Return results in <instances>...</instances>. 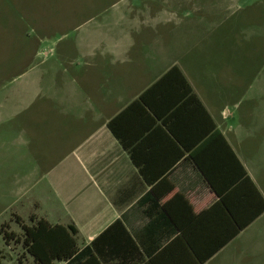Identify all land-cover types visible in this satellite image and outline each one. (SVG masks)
<instances>
[{"label": "crops", "instance_id": "0c3cea01", "mask_svg": "<svg viewBox=\"0 0 264 264\" xmlns=\"http://www.w3.org/2000/svg\"><path fill=\"white\" fill-rule=\"evenodd\" d=\"M155 2L0 0V122L27 113L0 226H74L46 264H264L262 14Z\"/></svg>", "mask_w": 264, "mask_h": 264}, {"label": "rangeland", "instance_id": "374dc122", "mask_svg": "<svg viewBox=\"0 0 264 264\" xmlns=\"http://www.w3.org/2000/svg\"><path fill=\"white\" fill-rule=\"evenodd\" d=\"M131 1L135 6L138 7H145L146 1L149 3L156 4V0H128ZM242 1V2H241ZM239 6H243L244 9H242L239 12H236L234 16H231L229 19V23L233 24L236 20L239 21L240 19H243L242 23H239L238 25H244L248 23L249 20L252 19L251 14L248 16L249 18H246V14L249 11H255V19L257 21V18L259 14H262L261 16V25H259V31L255 32V38H258L257 40L264 42V0H237ZM243 3V5H242ZM250 4L251 8H245L248 7ZM125 4H120L118 2V8H124ZM103 9V7H102ZM103 19V17H102ZM254 19V20H255ZM256 26V24H253ZM245 27V26H244ZM248 29V28H247ZM237 35L243 36L244 39L247 40V36L249 33L246 31L244 34L235 33ZM69 38H74L75 33L69 32ZM260 35V37L258 36ZM260 38V39H259ZM262 52H264L262 50ZM263 54V53H262ZM6 101L7 104V98L6 97H0V102ZM27 117V113L18 114V115H12V114H4L2 116L1 122H0V223L3 220H7L9 222V217L11 213V208L17 207L21 199L18 198V195L15 191L17 184H23L24 178L17 177V171L13 168V144L18 141L19 136H22L19 133V128L22 126L23 118ZM18 224H14L13 228L15 231L9 229L8 224H2L4 227L3 229L5 232H13V236L11 238H8L6 241L3 238V233L0 229V249L4 248L6 245L7 250H0V264H7V263H18V264H28L27 260V250L26 246L23 243L24 239V231L21 227V220H16ZM7 222V223H8ZM13 225V222H11ZM1 228V226H0ZM2 236V237H1Z\"/></svg>", "mask_w": 264, "mask_h": 264}, {"label": "trees", "instance_id": "16d2710c", "mask_svg": "<svg viewBox=\"0 0 264 264\" xmlns=\"http://www.w3.org/2000/svg\"><path fill=\"white\" fill-rule=\"evenodd\" d=\"M17 220L19 221V218ZM3 225L0 229L6 241L13 236V232H5ZM21 227L24 231L23 243L27 253H30L40 264L49 263L54 258L69 257L75 251V243L71 235L75 232V228L72 225L68 228L50 225L43 218H39L35 224L22 223Z\"/></svg>", "mask_w": 264, "mask_h": 264}]
</instances>
